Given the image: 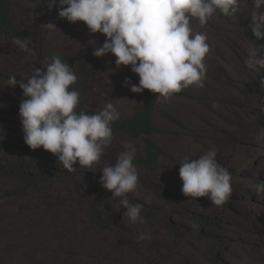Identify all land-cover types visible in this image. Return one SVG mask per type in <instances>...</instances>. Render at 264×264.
Listing matches in <instances>:
<instances>
[{
  "label": "rangeland",
  "instance_id": "374dc122",
  "mask_svg": "<svg viewBox=\"0 0 264 264\" xmlns=\"http://www.w3.org/2000/svg\"><path fill=\"white\" fill-rule=\"evenodd\" d=\"M51 2L11 0L10 3L9 12L16 25L30 36L28 46L35 50L34 58L21 50L18 39L0 31V65L5 63L0 69V101H4V104L0 103V264H44L46 253H58L65 260L67 257L71 259L77 256L78 250L85 251L82 246L93 239L91 236L107 237L116 230L128 232L140 227L152 235L151 240H143V251L146 245L156 256L148 258L130 251L124 256L131 264H156L161 255L176 256L177 264H237V261L255 264L259 259L264 260V193L254 190V185L264 182V69H251L248 76L241 79L240 88L235 90L232 85L237 76L233 69L225 71L224 61H213L216 81L221 77L225 86L233 88L240 108L206 135H201V130L196 129L190 120L186 121L175 104H166L159 97L154 123L160 132L151 139L162 150V167L158 172H152L140 163L146 155L145 138L132 139L114 128L115 122L133 116L145 98L143 92L149 90L137 94L124 86L128 66L117 70L110 54L101 61L92 55L94 47L89 41L98 43L105 37L99 33L90 35L83 22L73 24L51 19L47 16ZM240 6L241 11L235 19L214 15L211 18L214 20L212 31L203 34L207 41H215L225 31L228 32L232 42L243 46L246 57L254 49L264 52L263 46L253 43L249 31L250 15L255 11L251 0H241ZM49 22L54 23L57 30L48 31L42 27ZM51 34H59V39L72 41L61 43L56 38L51 40ZM56 54L68 57L64 62L77 75V83L71 86L80 94L77 112L102 109L108 102L99 98V92L122 102L117 107L120 119L111 125L113 140L104 149L99 164L92 169L79 168L77 164L74 165L76 171L68 172L58 165L55 156L42 148L32 150L23 140L18 115L22 90L18 85L8 86L7 80L13 75L17 81L25 79L33 67L45 68L46 62ZM102 65L104 67H100ZM106 76L112 79L105 84ZM172 98L185 105L192 104V107L204 100L201 92L192 86ZM220 126L223 133L219 131ZM224 130L228 132L224 134ZM128 142L136 148L134 163L139 187L128 193L127 198L131 204L143 206V224L128 221L123 215L126 210L122 208L120 198L112 197L100 183V168L114 164L118 154L124 150L123 144ZM212 148L217 151V161L232 177V196L221 207L212 205L206 197L189 199L180 190L182 181L178 172L183 157L192 154L193 150H201L204 154ZM47 153L53 157L50 162L44 158ZM65 212L68 216L75 213L72 217L84 218L81 226L73 221L75 228L80 227L81 230L65 235L63 241H72L65 250L55 247L53 252L45 251L44 244L51 243L44 241V235L37 231L38 225L53 223ZM228 229H231L229 234L226 233ZM141 242L136 240L134 245ZM131 244L132 241L126 246L130 250ZM106 251L102 250L99 256L90 255L91 264L117 262L116 257Z\"/></svg>",
  "mask_w": 264,
  "mask_h": 264
},
{
  "label": "clouds",
  "instance_id": "9594fccd",
  "mask_svg": "<svg viewBox=\"0 0 264 264\" xmlns=\"http://www.w3.org/2000/svg\"><path fill=\"white\" fill-rule=\"evenodd\" d=\"M53 5L60 6L59 18L73 24L83 22L90 35L99 33L105 37L100 46L93 48L92 55L100 58L111 54L117 70L130 66L139 78L138 84L125 78L124 86L132 93L147 89L165 103L189 86H204L210 46L205 34L194 31V24L203 27L217 14L235 19L241 11V0H52L48 7ZM251 5L255 9L250 15L252 33L261 40L264 0H251ZM42 27L57 30L52 22ZM17 43L35 57L27 39ZM244 64L248 69H264V52L254 49ZM25 79L17 81L13 75L7 80L8 86L18 85L22 90L18 115L24 143L32 150L49 152L68 172L76 171L77 164L83 169L98 165L113 140L111 125L120 119L117 108L107 103L91 114L77 112L80 94L71 86L78 78L59 54L53 55L45 68L33 67ZM123 149L114 164L100 168V183L112 197L120 198L126 210L123 215L132 224H143V206L131 204L127 198L139 187L136 148L128 142ZM178 175L182 181L180 190L189 199L206 197L212 205L221 207L232 196L231 174L217 161L215 148L195 159L184 156ZM254 190L264 193V182L254 185ZM151 239V233L142 230L137 236L138 241Z\"/></svg>",
  "mask_w": 264,
  "mask_h": 264
},
{
  "label": "bare ground",
  "instance_id": "6f19581e",
  "mask_svg": "<svg viewBox=\"0 0 264 264\" xmlns=\"http://www.w3.org/2000/svg\"><path fill=\"white\" fill-rule=\"evenodd\" d=\"M212 25H214L213 19H210L208 23L204 25L203 27L199 26L198 24H194V31H198L202 33L203 32L210 33L213 28ZM81 30L83 31V29ZM59 36H60L59 34H56V36L54 34H51V38H52L51 40L56 38L57 41L61 43L63 42L69 43L70 41H72L69 38H66L64 40L59 39L58 38ZM217 39H216L217 41L216 40L212 41L210 39H208L207 41L210 46V52L205 59V64L207 66V73H206V77L203 82L204 86L202 88H195L194 86H192L193 89H197L201 92V97L204 98V100L202 101L200 100L201 103H198V105H195L194 107L191 106L192 104L185 105L181 101L174 100L172 97L168 100V102H166V104H169V105L175 104L176 105L175 108L184 115L186 121L190 120L192 122V125L196 129L201 130L199 132L201 135H206L209 132V130L211 128H214L218 123L221 125L222 122H225L229 116L236 113L240 108L239 98L235 95L233 88H230L228 85L225 86L223 84V79L221 77H219L218 80L216 81L217 77H215L213 61L214 60L224 61L227 66L225 71H229V69L230 70L233 69L234 71L233 73L237 76V81H235L234 84L232 85L235 90H238L240 88V84H242V81H243V80L241 81V79H244V77L248 76V73L251 72V69H248L244 64L246 53L243 49V46L237 44L236 42H232V39H230V36L228 32L226 31L221 35V37L218 36ZM103 41L104 39L98 41V43L95 41V44L94 45L92 44V47H97L101 45ZM108 55L104 57H100V58L96 57V58L99 61H101L102 58H105V59L108 58L109 57ZM110 57L112 58V60H115V57L112 56L111 54H110ZM3 66L0 65V69H3L2 68ZM100 67H104V66L102 65ZM126 76L132 82L138 83L139 78L137 75L133 74L130 71V66H128L127 68ZM105 79H106L105 80V84H106L108 80L112 79V77L106 76ZM2 89L4 90V88ZM7 90L9 92H12L11 89H7ZM105 95L102 92L98 93V96L101 100L105 99L104 102L112 103L116 108L122 105L121 100L116 99V98H109L107 95L106 96ZM219 131L223 133L221 126L219 127ZM195 132H198V131H195ZM227 132H228L227 130H224V134H226ZM200 155H203V152L201 150L200 151L193 150L192 154L188 156L195 159V158H198V156ZM73 215H76V214L74 213ZM73 215L70 214L68 216L67 212H65V214H60L59 216H57L56 221H54L53 223L49 221L50 224L47 223L48 225H43V224L38 225L37 231H39L42 235H44L45 237L44 241L51 243V244H44L45 251L50 250V252H53L52 248H55V247H59L65 250L67 244L68 243L71 244L72 241H68V243H66L63 240H64L65 235H70L68 233L72 234V233H76L77 231H79L80 227L75 228L73 221L77 222L76 225L79 224L81 226L84 224V221H82L83 217H72ZM142 228L143 227H140L139 229H135V230H129L128 232H125V231L120 232L116 230L112 233L111 236H107V237L101 236L98 238L96 235L91 236L93 237V239H89L87 243L82 246L85 249V251L81 249L78 251L76 250L77 256H74L71 259L67 257L69 260L67 258L65 260L64 256L58 253L54 255H49L46 253V260L44 264H91L90 262L91 260L89 261L90 259L89 256L93 254L99 256L102 250H108L106 251V253H111L112 256L116 257L117 262H113L112 264H131L129 262L130 260H128V258L124 256V254L128 255L130 251L134 255H136L137 253H141L147 256L148 258L149 257L154 258L156 255L153 252L149 251L146 245L144 246L145 252L143 251V243H144L143 241L137 245H134V242L137 240V236L139 235L140 231L141 230L144 231ZM226 233L228 234L231 233V229H228ZM94 238H98V239H94ZM131 241H132V244H131L132 249L130 250V247H126V246H129ZM105 246L106 247L109 246L111 248H108V247L103 248ZM120 249H123L124 252L121 251ZM68 250H70V248ZM228 258H231V257L229 256ZM158 259L159 260L156 262V264H177L176 256L161 255V257ZM38 262L41 263L40 260H38ZM94 264H101V263H94ZM237 264H240V263L237 261ZM255 264H264V260L259 259Z\"/></svg>",
  "mask_w": 264,
  "mask_h": 264
},
{
  "label": "trees",
  "instance_id": "16d2710c",
  "mask_svg": "<svg viewBox=\"0 0 264 264\" xmlns=\"http://www.w3.org/2000/svg\"><path fill=\"white\" fill-rule=\"evenodd\" d=\"M11 0H0V31H3L10 37H13L18 40L28 39L30 36L28 33L19 29L13 20L9 9H10ZM58 6H52L51 9L47 12V16L51 19H54L58 22H67L64 19L58 17L57 11ZM251 38L253 43L260 47H264V39L257 40L253 33L251 26L249 27ZM60 58L64 61L68 59L64 54L59 55ZM144 100L139 105L133 116L129 119L119 120L114 123V128L121 134L128 136L132 139L145 138L146 142V155L141 160V164L146 169L152 172H158L161 167V155L162 150L157 143H155L151 136L158 134L160 129L154 123V116L158 109L159 104V95L153 94L150 91H144ZM1 104H4V101H0ZM79 112H86L91 114L90 111L86 109H81ZM171 118V115H168ZM44 158L47 162H50L53 157L50 154H46ZM48 164V163H45ZM202 222H204L202 220Z\"/></svg>",
  "mask_w": 264,
  "mask_h": 264
}]
</instances>
